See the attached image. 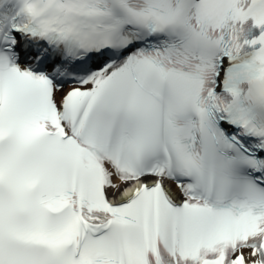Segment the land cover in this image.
<instances>
[{"label":"snow or ice","instance_id":"1","mask_svg":"<svg viewBox=\"0 0 264 264\" xmlns=\"http://www.w3.org/2000/svg\"><path fill=\"white\" fill-rule=\"evenodd\" d=\"M0 264H264V0H0Z\"/></svg>","mask_w":264,"mask_h":264}]
</instances>
